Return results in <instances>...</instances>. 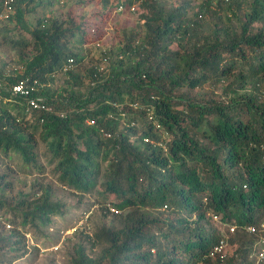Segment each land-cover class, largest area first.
I'll list each match as a JSON object with an SVG mask.
<instances>
[{
	"label": "trees",
	"instance_id": "trees-1",
	"mask_svg": "<svg viewBox=\"0 0 264 264\" xmlns=\"http://www.w3.org/2000/svg\"><path fill=\"white\" fill-rule=\"evenodd\" d=\"M34 1L13 0L6 18L29 38L13 42L20 72L0 66V161L42 173L44 160L60 187L115 216L90 234L77 227L70 264H251L264 224V0H202L192 16L194 0H114V11L136 2L142 31L103 52L105 72L84 74L62 68L82 61L76 46L97 27L83 30L71 11L32 25ZM57 75L64 86L52 89ZM20 80L51 111H28L12 94ZM3 178L0 223L9 215L12 229L0 231V264H12L27 234L48 238L65 204L49 185L10 199ZM213 216L235 227L230 254Z\"/></svg>",
	"mask_w": 264,
	"mask_h": 264
},
{
	"label": "rangeland",
	"instance_id": "rangeland-1",
	"mask_svg": "<svg viewBox=\"0 0 264 264\" xmlns=\"http://www.w3.org/2000/svg\"><path fill=\"white\" fill-rule=\"evenodd\" d=\"M201 2L202 0H194L193 10H188L187 16H192ZM135 3L129 7L123 5L121 10L118 8L114 11L110 10L115 5L114 0H109L107 7H104L98 0H36L28 6V8H33V13L28 14L26 19L32 25L40 18L62 21L66 19V14L71 11L76 23L84 24L83 30L90 33V27H97L96 31L91 30V35L88 34L89 36L85 37L86 45L76 46V51H79L83 58L79 64H74L71 70L75 73L84 74L85 69L97 66L100 71L105 72L108 67V60L102 55L103 52L111 50L114 54L119 43L122 44L121 40L125 34L130 30L142 31V21L139 20V14L142 11ZM169 4L170 6L173 5L174 0L160 1V5L168 6ZM108 9L109 15H103V18H101V14L107 12ZM1 14L0 66L6 65V69H18L20 72L18 49L13 47V42L18 37L28 39L29 36L18 30L14 25V21L6 19L3 11ZM88 28H90L89 31ZM50 86L52 89L64 86L63 76L57 75ZM210 91H213L215 95L220 94V89L210 88ZM41 163L45 164V169L42 173H37L35 171H20L21 160L14 155L10 160L0 161V175L4 176L2 183L10 184L8 198H17L18 193L29 194L38 190L39 186L49 185L52 189L53 201L65 204L64 214L55 217L53 219L54 224L46 231L48 238H36L35 240L33 236L30 235V237L27 234L24 237L26 245L18 253L19 257L12 264H70V258L73 255L71 242H73V234L76 229L81 226L90 234L95 227L108 226L116 220L112 214L105 215L98 205L92 202V197H80L69 189L60 187L50 169L46 167V161L41 160ZM92 195L98 201L102 200V197L98 198L95 192ZM108 209L110 210L111 207H108ZM111 212L113 213V210H110ZM261 216L264 219V209ZM9 220V215H3L0 231L3 229L7 232L12 229ZM210 223L215 230L225 234L226 227L224 224H220L217 220H211ZM238 234L242 233L238 232ZM236 236L235 234L231 238H227L228 246L230 245L228 254L233 250L230 243L235 241ZM56 247L58 249L55 250ZM89 248L87 245L90 256H95L98 253V248L93 250H89Z\"/></svg>",
	"mask_w": 264,
	"mask_h": 264
},
{
	"label": "built area",
	"instance_id": "built-area-1",
	"mask_svg": "<svg viewBox=\"0 0 264 264\" xmlns=\"http://www.w3.org/2000/svg\"><path fill=\"white\" fill-rule=\"evenodd\" d=\"M13 0H3L2 3V11L4 12V17L7 18L8 14L11 12V4H12ZM2 15V14H1ZM0 15V16H1ZM73 60L69 59L68 62L63 66L62 70L63 71H67V70H71L72 66H73ZM32 84H37L35 81H33ZM1 85V83H0ZM35 90L34 87H29L25 84V82L23 80L18 81L16 84H14L12 86V94L13 95H20L26 98V102H27V110L28 111H45V112H49L51 111L50 107H47L45 104L42 103L41 98L37 97H33L32 96V92ZM133 107H136V104L133 105ZM60 116L62 117L63 115L60 114ZM86 124L88 125H93L94 121L93 120H86L85 121ZM105 137H111L110 133L105 132L103 133ZM144 141H147L146 139ZM110 210H113V208H111ZM114 212V210H113ZM213 220L216 221V217L213 216ZM235 230L234 226H228L227 227V234L225 238L227 239L229 234H232ZM247 230L250 233H254V228L253 227H248ZM225 239H220L219 240V244L214 246L213 248V252L215 253H221L223 251V248L225 246ZM256 245L258 246V248H255V253H256V257H255V261L253 264H259V262L264 258V224L262 225V229L260 230L259 235L257 236V241H256ZM58 249L57 247L55 248V250ZM224 254L221 255V257H223Z\"/></svg>",
	"mask_w": 264,
	"mask_h": 264
},
{
	"label": "clouds",
	"instance_id": "clouds-1",
	"mask_svg": "<svg viewBox=\"0 0 264 264\" xmlns=\"http://www.w3.org/2000/svg\"><path fill=\"white\" fill-rule=\"evenodd\" d=\"M225 227H226V229H225V234H227V226H230V225H224ZM224 235V234H223ZM256 241H257V239H256ZM254 247L255 248H258V246L256 245V243L254 244ZM255 248H254V252H253V255L256 257V253H255ZM254 261H255V258L253 259V262H251V264H253L254 263ZM264 262V258L259 262V264H262Z\"/></svg>",
	"mask_w": 264,
	"mask_h": 264
}]
</instances>
